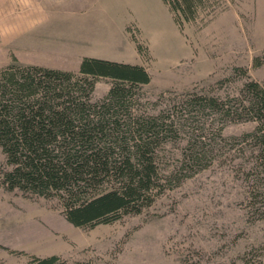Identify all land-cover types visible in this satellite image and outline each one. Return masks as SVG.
<instances>
[{
	"label": "rangeland",
	"instance_id": "1",
	"mask_svg": "<svg viewBox=\"0 0 264 264\" xmlns=\"http://www.w3.org/2000/svg\"><path fill=\"white\" fill-rule=\"evenodd\" d=\"M83 3L0 0V67L14 56L19 64L77 72L84 55L143 65L150 80L139 86L131 111L164 112L174 122L155 162L163 177H176L162 179L139 212L93 227L69 222L56 194L0 184V264L50 254L64 264H264V164L247 135L257 121L213 111L192 121L182 104L189 93L245 102L244 81L264 82V0H215L181 27L161 0H96L85 16ZM137 18L144 19L141 30ZM31 44L43 47L27 53ZM111 83L98 77L90 99L103 97ZM192 144L205 150L196 163ZM9 167L0 146V169Z\"/></svg>",
	"mask_w": 264,
	"mask_h": 264
},
{
	"label": "trees",
	"instance_id": "2",
	"mask_svg": "<svg viewBox=\"0 0 264 264\" xmlns=\"http://www.w3.org/2000/svg\"><path fill=\"white\" fill-rule=\"evenodd\" d=\"M163 1L180 27L215 3ZM137 49H141L139 44ZM12 60L0 67V146L10 165L0 169V184L5 188L56 194L69 222L93 227L139 212L161 190L162 179L176 177H163L155 162V148L176 132L174 122L164 112L145 115L131 111L139 86L150 80L143 65L84 55L73 72L19 64L14 56ZM253 61L258 65L262 59L256 56ZM235 69L249 77L246 68ZM100 76L110 77L111 86L103 97L91 100ZM241 91L245 102L237 96L189 93L182 104L192 121L207 111L228 119H255L257 126L247 135L259 146L264 164V82L245 80ZM190 151V160L196 163L205 150L195 144ZM26 264L64 262L50 254L31 256Z\"/></svg>",
	"mask_w": 264,
	"mask_h": 264
},
{
	"label": "crops",
	"instance_id": "3",
	"mask_svg": "<svg viewBox=\"0 0 264 264\" xmlns=\"http://www.w3.org/2000/svg\"><path fill=\"white\" fill-rule=\"evenodd\" d=\"M95 1L96 0H84V3L82 4V6L84 7L83 8V11L81 12V14L83 15V16H85V15H88V13L89 12H91V10H92V8L94 7V3H95ZM166 6H167V8H168V5L163 1V0H161ZM168 10H169V8H168ZM169 12H170V10H169ZM59 13V12H58ZM170 14H171V12H170ZM70 15V14H69ZM69 15H67V17H69L70 18V16ZM171 17H172V15H171ZM143 22H144V19H142V18H140V21H139V19L137 18V20L134 22L136 25H137V27H138V29H142V27H141V24H143ZM138 23V24H137ZM27 37H28V34H27ZM26 37V38H27ZM29 46H31V47H29ZM32 44L31 45H26L25 46V48H26V52L28 53L29 52V49L31 48L32 49ZM39 48V47H43V45H41V46H33V49L34 48ZM40 49V48H39ZM14 50V55L16 56V55H18V53L15 51V49H13ZM23 61L24 62H27V63H31V62H37V61H25L24 59H23ZM37 64V63H36Z\"/></svg>",
	"mask_w": 264,
	"mask_h": 264
}]
</instances>
